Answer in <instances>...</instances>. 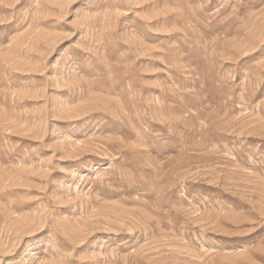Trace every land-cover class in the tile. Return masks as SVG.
Wrapping results in <instances>:
<instances>
[{
	"label": "rangeland",
	"instance_id": "1",
	"mask_svg": "<svg viewBox=\"0 0 264 264\" xmlns=\"http://www.w3.org/2000/svg\"><path fill=\"white\" fill-rule=\"evenodd\" d=\"M0 264H264V0H0Z\"/></svg>",
	"mask_w": 264,
	"mask_h": 264
}]
</instances>
